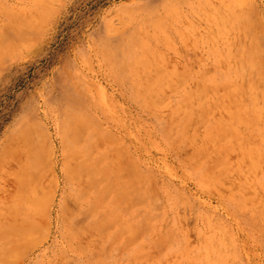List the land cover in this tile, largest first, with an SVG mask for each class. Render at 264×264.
Masks as SVG:
<instances>
[{"label":"rangeland","instance_id":"1","mask_svg":"<svg viewBox=\"0 0 264 264\" xmlns=\"http://www.w3.org/2000/svg\"><path fill=\"white\" fill-rule=\"evenodd\" d=\"M18 233L9 264H264V0H0Z\"/></svg>","mask_w":264,"mask_h":264},{"label":"bare ground","instance_id":"2","mask_svg":"<svg viewBox=\"0 0 264 264\" xmlns=\"http://www.w3.org/2000/svg\"><path fill=\"white\" fill-rule=\"evenodd\" d=\"M148 96L149 95H147V97ZM61 171H63L62 168H61ZM14 237H15L14 240H9V239L8 240H6V239L5 240H2V239L0 240L2 245H3V247L7 244V247L10 248V250L7 253L0 252V264H9V262L11 260L15 261V260L18 259V254L16 252L11 253V250L13 249L14 246H15V248L16 247L19 248V245L22 244V242L25 240V235L22 234V233H18Z\"/></svg>","mask_w":264,"mask_h":264}]
</instances>
